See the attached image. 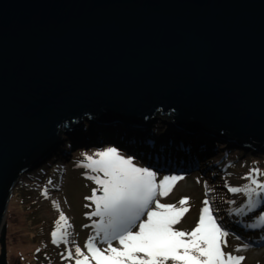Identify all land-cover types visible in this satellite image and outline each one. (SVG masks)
I'll return each mask as SVG.
<instances>
[{
	"label": "water",
	"instance_id": "1",
	"mask_svg": "<svg viewBox=\"0 0 264 264\" xmlns=\"http://www.w3.org/2000/svg\"><path fill=\"white\" fill-rule=\"evenodd\" d=\"M158 108L264 151V0H0V264L11 189L58 131L86 116L145 134Z\"/></svg>",
	"mask_w": 264,
	"mask_h": 264
},
{
	"label": "snow or ice",
	"instance_id": "2",
	"mask_svg": "<svg viewBox=\"0 0 264 264\" xmlns=\"http://www.w3.org/2000/svg\"><path fill=\"white\" fill-rule=\"evenodd\" d=\"M81 155L83 159L76 166L85 169L84 177L96 185L91 195L85 197L90 202L85 208L93 205L94 208L85 213L91 223L83 227L92 231L82 248L71 239L69 218L54 200L52 205L59 216L50 234L51 243L64 246L60 254L62 261L71 264H243L246 260L239 253L247 244L227 250L229 237L234 234L216 215L218 209L210 199L213 190L207 183L194 227L180 229L176 226L190 212V198L184 196L175 203L161 201L184 176L159 177L157 172L138 166L133 157L122 155L115 147ZM262 175L264 172L260 169L252 168L243 177L248 182L236 187L225 180L224 187L229 193L245 197L243 204L229 208V216L243 217L264 205V182L257 178ZM42 195L47 198V191ZM226 203L234 205L235 201ZM248 227H264V211Z\"/></svg>",
	"mask_w": 264,
	"mask_h": 264
},
{
	"label": "rangeland",
	"instance_id": "3",
	"mask_svg": "<svg viewBox=\"0 0 264 264\" xmlns=\"http://www.w3.org/2000/svg\"><path fill=\"white\" fill-rule=\"evenodd\" d=\"M160 110L159 108L156 110L157 115L160 117V123H157L160 130L159 134L164 135L168 132L169 139L173 140L176 135L169 133L173 130H179L171 127L175 126L172 122L168 127L167 122L171 118L168 113H162ZM80 120V124L74 126L75 128L73 127L70 133L63 134L62 131H58L60 143L55 149L57 155L51 153L50 157L39 166L22 173L13 185L3 217L6 226L4 241L7 264H71V262L61 260L60 254L64 251V246L51 243L50 234L54 230L55 221L59 216V212L53 208L52 202L55 200L59 203L60 209L69 218L72 225L70 229L72 232L71 239L83 248L88 234L92 231L91 228L83 227L84 224L91 223L86 219L85 213L94 208V205L85 208V204L90 203L85 200V197L91 195L92 189L96 185L84 177L85 169L76 165L83 159L82 153L92 154L107 147H115L122 155L133 157L138 166L154 170L159 177L164 175L184 176V179L178 182L173 192L161 201L163 203H175L181 197L187 196L190 198L191 210L186 214L182 223L176 226L177 228L190 230L194 227L195 221L198 219L201 201L204 199V186L207 183L208 187L213 190L210 199L214 201V206L218 209L216 215L221 218L224 227L234 234L229 237V249L227 250L247 244L248 247L239 253L246 257L243 264H264V227L262 229L248 227L257 219L253 220V218L258 216L259 212L264 211V205L255 212L243 217L234 214L229 216V208L243 204L245 197L241 194L229 193L224 187L225 180L234 187L247 183L248 181L243 177L252 168H258L261 172H264V151H257L253 148L252 150L246 149L242 154L236 156L234 162L225 161L226 157L233 152V149L238 148V141L229 138L228 140L234 142L226 145V142L221 140L224 139L223 137L211 134L215 145L209 155L207 156L206 153V156L202 158L205 162L197 158L194 167L190 166L192 162L189 160V165L187 163L176 164L178 166L176 169L167 170L163 173L139 159L137 153L130 149V146L126 147L125 151L120 150L117 147L118 144L123 145L120 143L105 142L83 145V142H78V148L69 149V145H72L74 141L68 139L66 135L72 134V137H81L85 127L83 116L80 117ZM199 129L198 133L202 131V135L209 137L206 136L209 135V132L203 133L202 127L201 130ZM120 140L125 144L126 140L124 138ZM218 142H225V146L220 150L216 146ZM180 146L182 147L181 144ZM188 150L189 156H194L195 151L198 152L197 155L200 152H205L204 148L195 151H192L194 150L192 148ZM250 151L253 157L248 158ZM186 159L185 157L182 161ZM198 163L201 166H198ZM230 164H234L232 166L233 171L229 170V168H232ZM232 173L234 174L232 175ZM257 178L264 182V175ZM50 180L52 181L51 184H49ZM197 180H199V183H197ZM45 191L48 194L47 198L42 195ZM228 200H234L235 204H227L226 201ZM235 237H239V239H235ZM38 249L39 251H37Z\"/></svg>",
	"mask_w": 264,
	"mask_h": 264
},
{
	"label": "bare ground",
	"instance_id": "4",
	"mask_svg": "<svg viewBox=\"0 0 264 264\" xmlns=\"http://www.w3.org/2000/svg\"><path fill=\"white\" fill-rule=\"evenodd\" d=\"M153 116L154 117L151 116V118L153 120H157V119L160 118L156 113ZM84 121H86V119H84ZM92 122L95 123V124H99L101 122V120H97V119L91 118L90 119V123L87 126L84 127V130H83V133H82L83 137H75V136L72 137L70 135H66V136L68 137V139H72V138L75 139V140L79 139L80 140L79 142H83V145L92 144V143L93 144L101 143L100 141H98V140H96L94 138L95 131L93 129H91ZM123 125L124 126H121V127L111 126L109 128V133L112 135V137L113 138H118L120 144H123L121 146L117 145V147L120 150L125 151L126 147L130 146V149H132L134 152L137 153L139 159H141L142 161H144L147 164H149V166L154 167V168H156L157 170H159L160 172H163V173H165V171H167V170L176 169L178 167V166H176V164H179V161L183 160L185 157L187 159L185 161H183V162H185V163H187V165H189V162L191 161L192 165H190V166H194L195 160L197 158H199L200 160L203 161L202 158L206 156L205 154L207 152L213 150V148H214V140L212 138H210V137L207 138V137H204V136H199L198 137L195 134L196 133V129L195 130H186L182 126H179L177 124H175V126H171V127L180 131V134H179L180 138L183 137L185 139H189L187 141L185 140L186 143H182V147L180 146L179 142H176L175 144H172V142H171L172 139H169V137H165V135L162 136L163 134L151 133L150 134L151 138H150L148 133L145 132V134H144V132L141 129L140 130L136 129L135 133H134L132 128H129V127L126 126V125H130V124H123ZM131 125H135V124L131 123ZM145 127H148V124ZM173 133L176 134L177 131L173 130L169 134H173ZM186 134L191 136V139ZM76 136H78V135H76ZM121 138H126L125 144L123 143V141L120 140ZM151 139H153V141L155 142L154 143L155 146L157 145L158 150H159L156 153L155 157H152L154 145H148V144H150L152 142ZM196 140H198V143H197ZM108 142L112 143L111 141H108ZM156 142L159 143V144H157ZM200 142L205 147L204 148L205 152L198 154L197 157H195L194 154H193L194 156H192V155L189 156L188 155V152H189L188 149L192 148V149H194L192 151H195L197 149V147H198L196 145H200ZM225 142H226V145H230V143H231V142H227V141H225ZM225 142H223V143L222 142H218L217 143L216 146L219 148V150L225 146L224 145ZM174 146H176V149L178 151H177L175 156H171L170 157L169 154H166L164 152V148L168 150V149H170L171 147H174ZM69 147H68L69 149L73 150V149H75V147L78 148V145L72 142V145H69ZM52 154H56L57 155L58 153H57V151L54 150L52 152ZM207 155H209V153ZM203 162H205V161H203ZM203 162H201V163H203ZM197 165L201 166L200 163H198Z\"/></svg>",
	"mask_w": 264,
	"mask_h": 264
},
{
	"label": "trees",
	"instance_id": "5",
	"mask_svg": "<svg viewBox=\"0 0 264 264\" xmlns=\"http://www.w3.org/2000/svg\"><path fill=\"white\" fill-rule=\"evenodd\" d=\"M85 118H86V116H83V119H85ZM83 125L86 126L85 123ZM250 150H252V148ZM243 152H244V150L240 149V148H237L235 150L233 149V152L230 153V155L228 156V159H230L231 161H233V160L235 161L236 156L242 154ZM247 157L248 158L253 157L251 151L248 153Z\"/></svg>",
	"mask_w": 264,
	"mask_h": 264
},
{
	"label": "clouds",
	"instance_id": "6",
	"mask_svg": "<svg viewBox=\"0 0 264 264\" xmlns=\"http://www.w3.org/2000/svg\"><path fill=\"white\" fill-rule=\"evenodd\" d=\"M71 135H72V134H71ZM71 135H70V136H71ZM71 140L74 141L75 144H77L75 139H71ZM77 141H78V140H77Z\"/></svg>",
	"mask_w": 264,
	"mask_h": 264
}]
</instances>
